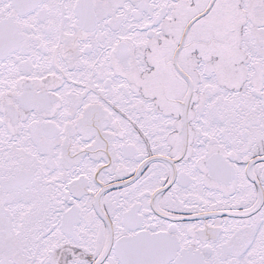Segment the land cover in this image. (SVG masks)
<instances>
[{"label": "snow or ice", "instance_id": "obj_1", "mask_svg": "<svg viewBox=\"0 0 264 264\" xmlns=\"http://www.w3.org/2000/svg\"><path fill=\"white\" fill-rule=\"evenodd\" d=\"M0 264H264V0H0Z\"/></svg>", "mask_w": 264, "mask_h": 264}]
</instances>
